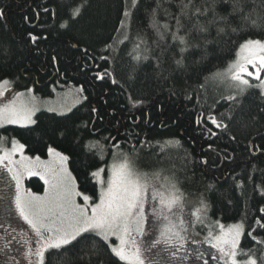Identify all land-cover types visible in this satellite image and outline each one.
<instances>
[{
	"label": "trees",
	"instance_id": "obj_1",
	"mask_svg": "<svg viewBox=\"0 0 264 264\" xmlns=\"http://www.w3.org/2000/svg\"><path fill=\"white\" fill-rule=\"evenodd\" d=\"M161 2L157 20L174 30L169 13L179 14L180 0ZM154 6L155 0H139L135 7L133 0H0V82L9 79L18 88L34 84L45 94L76 85L82 95L67 113L42 110L32 125L0 127V144L18 138L28 153L40 156L52 147L61 150L80 190L94 203L101 186L91 173L108 167L118 153H135L137 164L160 165L184 191L205 194L209 225L197 227L198 233L243 222L239 248L252 249L264 264V238L253 239L264 235V89L252 86L238 96L239 103L229 101L225 97L237 92L214 75L229 66L243 42L264 40V27L239 30L236 18L231 23L237 33L218 36L216 25L204 33L194 27L195 18H185L180 35L190 32L189 46L181 53L184 45L174 43L170 32L161 27V39L152 27ZM253 8V18L264 23L262 0H245V11ZM199 23L207 25V18ZM209 117L228 127L218 128ZM12 181L0 168L1 213ZM27 186L40 192L45 183L34 175ZM94 238L99 239L85 234L61 253L50 250L45 264H88ZM102 255L104 264H126L107 248ZM205 256L207 263H201L217 264L204 247L197 249L196 263ZM91 264H97L95 258Z\"/></svg>",
	"mask_w": 264,
	"mask_h": 264
},
{
	"label": "snow or ice",
	"instance_id": "obj_2",
	"mask_svg": "<svg viewBox=\"0 0 264 264\" xmlns=\"http://www.w3.org/2000/svg\"><path fill=\"white\" fill-rule=\"evenodd\" d=\"M138 3L139 0H133V7ZM177 7L178 15L169 13L175 20L174 30L172 25L166 23L161 26L157 20L163 8L161 0H155V6L149 12L152 27L157 30L161 39L164 38V32L160 31L162 27L164 31L171 33L174 43L179 41L180 44L184 45L180 49L181 53L186 51L189 46L187 36L190 35V32L183 36L180 35L184 29L183 20L185 18L188 20L195 18L197 23L194 27L204 33L209 31L210 25H216L218 36L221 34L228 35L229 32L237 33L238 29L233 27L231 23L236 18H239L240 21L239 30H246L247 27L259 30L264 27V23L261 22L258 15L255 19L253 18L254 8L245 11V0H201L199 3L198 0H180ZM165 11L167 10L165 9ZM73 14H78V10L74 11ZM3 15L4 13L0 11V16ZM124 15L128 17L130 13L126 11ZM201 17L207 18V25L199 23ZM240 49L247 55L238 57L226 73L214 74L227 76L234 82L237 95H229L225 99L237 103H239L238 96H242L248 88L253 86L248 79L244 78L245 75L255 76L256 80L261 81L260 72L264 71V41L249 39L240 45ZM182 63V58L176 60L177 65ZM248 65H252L256 69L255 73L248 70ZM4 83L7 84L8 82L4 81ZM260 87H264V81H261ZM32 99L34 100V97ZM30 104L31 101L28 104L17 105L13 101L12 104L0 109V126L5 122L20 124L21 126L35 123L32 120L34 109ZM209 119L218 128L226 129L228 127L222 121L218 123L214 117H209ZM23 147L17 141H12L11 152L0 149L3 152V155H0V163L5 160L8 161L9 165L21 163L25 170L31 174L28 166L23 164V161L29 158L22 156L20 162L11 159L17 151L22 152ZM49 154L58 157L60 163L58 167L46 169L51 179L45 180V183L50 185L51 191L46 190L43 197L30 191L21 194L20 177L16 173L13 175V179L16 180L15 210L38 238L36 240L38 246L34 251L30 242L25 241V244L28 245L26 258L35 255L37 264H45V254L50 250L61 253V250L68 246L81 243L85 234H94V237L99 239L97 241L94 238L90 244L88 264H91L93 258L96 259L97 264H104L102 253L105 248L119 261H124L126 264H145L135 237L143 235V224L146 220L144 204L149 198L158 202L160 206V210L156 213L160 223L155 227L159 236L149 242V250L157 248L161 243L183 242L185 240L182 234L183 219H179V227L174 222L175 211L182 210L184 207V203L179 199L174 176L162 178V170L141 169L137 164L139 159L137 154L126 155L122 163L112 165L111 176L107 181L103 179V169L91 173L93 177L98 178L97 182L101 187L98 193L99 203L89 208L88 202L91 197L76 190L75 178L64 167L68 157L52 148H49ZM36 159L39 160V157ZM5 167L8 168L9 172L14 171L8 165ZM81 196L84 204L76 202V197ZM4 198L7 199V194ZM260 211L264 212V208H261ZM220 229L221 235L212 237L215 240L213 247L218 248L225 258V264H258L260 258L255 256L252 249L243 250L239 248V240L244 231L243 222L231 226L227 232L224 231L223 225H220ZM209 235L211 236V233ZM110 237L117 238L118 247L110 244ZM253 239L255 242L256 238ZM261 251L264 252V250ZM175 254V252L171 253L173 256ZM61 255L67 256L68 253L64 251ZM241 256L244 259H238ZM79 259L83 258L80 257ZM73 264H75V260H73Z\"/></svg>",
	"mask_w": 264,
	"mask_h": 264
},
{
	"label": "rangeland",
	"instance_id": "obj_3",
	"mask_svg": "<svg viewBox=\"0 0 264 264\" xmlns=\"http://www.w3.org/2000/svg\"><path fill=\"white\" fill-rule=\"evenodd\" d=\"M249 40V39H248ZM252 40H257V38H252ZM264 41L262 39H259ZM247 41V40H246ZM247 55L246 52L241 51L240 47L238 49L236 58L229 63V66L222 71L217 70L216 73H226L227 69L230 65L238 59V57H242ZM248 70L250 72L255 73L256 69L252 67V65H248ZM261 81H264V71L260 72ZM218 82L224 84L227 87L228 91L231 93L237 92L234 87V82L228 78L227 76H216ZM246 79L250 81V84L253 86L260 87L261 81L255 79V76H247ZM4 81L8 83L5 84ZM264 89V87H260ZM23 94V95H21ZM34 97V100L32 99ZM82 100V95L80 93V89L76 85L66 86V87H53L50 94H45L36 90L34 84L29 85L26 88H18L16 85L10 81L9 79H4L0 82V109L5 108L6 106L16 102L19 104H28L31 101L30 106L34 109V114L32 115V120L35 121L36 114L42 110L56 112L59 114H64L71 111L74 107H76ZM27 124L25 126L32 125ZM6 125H18L20 124H10L5 122L2 126ZM12 141H17L19 144H24L18 138H12L9 143L3 139L0 144V149L11 152L12 150ZM56 152L61 153L64 156H67L61 150L52 147ZM0 155H3V152L0 151ZM23 157L29 158L28 160L23 161V164H26L28 168L31 170V174L29 171L25 170L21 163H16L9 165L8 161L5 160L3 163H0V168H5L8 171V167L13 168V172H9L12 176V186H11V198L9 204H7V210L4 212H0V264H37V258L35 255L26 258V253L28 251V245L25 244V241H29L33 251L38 246L36 244V240L38 239L34 232H32L31 228L19 217L18 213L15 210V194H16V180L13 179L14 173L18 174L20 177V191L21 194H24L28 191L34 193L39 196H44L47 191H51L50 185L45 183V180H50V174L46 171L47 168H55L59 166V158L54 154H48V156H40L33 155L26 151L25 146L21 151H17L11 157L13 161L20 162ZM39 157V160L36 159ZM68 157V156H67ZM123 153H118L115 157L112 158V161L109 163V166L106 167L108 169L107 174H105L106 168L103 169V179L107 181L111 176V168L113 164H120L124 160ZM138 166L144 170H162V178L164 176H169L167 172L164 170L165 168L158 165V167H144L138 163ZM64 167H66L67 172L71 174L72 177L75 178L70 166L69 161L67 160L64 163ZM98 170V169H97ZM96 170V171H97ZM40 176L45 183V188L43 191L36 192L33 189L27 186V178L30 176ZM98 180V178H97ZM76 190L80 191L84 195H88L82 192L79 188L78 182L75 178ZM179 199L184 203V207L182 210L175 211V220L174 222L179 227V219H183V235L185 240L183 242L179 241H169L168 243H161L157 246V248L149 250L148 244L149 242L157 238L159 236V232L155 230V227L160 223L157 219L156 213L160 210V206L158 202L153 201L152 199H147L144 204V216L146 218L143 224V235L135 237L136 244L140 248L141 257L144 259L145 264H197L195 255L197 253L198 248L204 247L210 251V256L216 260L217 264H225V258L219 252L218 248L213 247L215 240L212 237L221 235V229L218 227L217 232H208V233H198L197 227L200 225L203 228H206L208 225L206 223V215L208 212V202L207 197L204 193L201 192H187L180 188L177 184ZM76 202L78 204H84L83 198L76 197ZM99 203L92 202V199L88 202L89 208ZM6 212V213H5ZM11 213V214H9ZM90 214V213H89ZM238 224L237 222L230 223L224 226V231L227 232L228 229ZM223 225V224H222ZM211 233V236L209 235ZM244 231L239 240V245L242 239ZM262 236H255L256 239L260 241ZM112 246H119V241L116 237H110ZM130 247V246H129ZM172 252H175V256L171 255ZM199 258H197L198 260ZM239 259V257H238ZM207 256L203 258L202 261H199V264H203L201 262L207 263Z\"/></svg>",
	"mask_w": 264,
	"mask_h": 264
},
{
	"label": "flooded vegetation",
	"instance_id": "obj_4",
	"mask_svg": "<svg viewBox=\"0 0 264 264\" xmlns=\"http://www.w3.org/2000/svg\"><path fill=\"white\" fill-rule=\"evenodd\" d=\"M261 238H264V235H262V237Z\"/></svg>",
	"mask_w": 264,
	"mask_h": 264
}]
</instances>
